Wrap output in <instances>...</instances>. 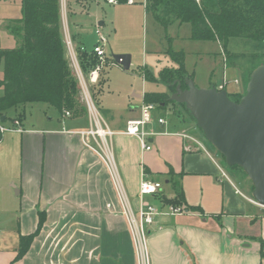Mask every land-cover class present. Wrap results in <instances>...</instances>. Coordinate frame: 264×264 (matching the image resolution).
Masks as SVG:
<instances>
[{
	"label": "crops",
	"instance_id": "0c3cea01",
	"mask_svg": "<svg viewBox=\"0 0 264 264\" xmlns=\"http://www.w3.org/2000/svg\"><path fill=\"white\" fill-rule=\"evenodd\" d=\"M67 3L68 7L64 8L66 25L61 17L64 42L69 38L82 51L91 52L100 42L99 34L104 35L101 32L104 22L95 17L96 40L86 48L79 26L68 16L72 1ZM104 36L105 46L110 43ZM215 42L223 47L221 42ZM225 53L223 47L220 54L224 62L227 60ZM109 55L105 51L108 63L105 69L111 65L112 56ZM104 70L97 80L98 85L101 83L99 102L109 82ZM231 83L234 86L230 88ZM239 84L237 76L228 78L224 66L218 84L211 78L200 86H215L227 93L230 89L229 94H239L242 91ZM146 92L158 91L133 92L135 104L129 106L123 119L116 118L115 112L98 102L104 118L87 109L78 116L55 109L56 117L47 116L48 120L43 122H27L25 117L18 120L20 131L4 133L0 142V176L4 179V187L0 188V264H137L117 184L134 210L141 201L165 209L171 203L164 199L173 200L176 194L183 196L184 201L179 206L182 212L159 216L156 221L161 227L154 226L148 232V264H264V207L253 200L252 187L250 190L249 185L242 182L241 175L233 172L231 178L227 165L218 156L212 155L206 146L208 153L198 148L193 140L184 136L185 129L172 122V117L164 118L159 114L164 109H158L155 104L152 122L146 126L156 133L148 138L152 145L149 154L141 150L136 136L124 133L127 121L137 118L141 106L148 104L143 100ZM158 118H163L164 122L159 123ZM12 121L5 117L6 125H11ZM166 121L167 125L163 126ZM96 125L112 132L104 139L113 156L116 180L104 154L98 153L104 150L100 139L93 140L81 134ZM186 135L196 138L192 132ZM160 137H168L166 141H159L167 154H162L164 151L156 146ZM158 154L161 164L152 167ZM187 174L201 180L202 197L198 200L191 201L186 195L183 179ZM144 177L162 186L157 193L140 198L139 183ZM192 207L196 211H192ZM40 214L44 215L41 228L25 253L14 260L21 237L36 230ZM4 220L10 224L8 230L2 229ZM9 231L10 236H7Z\"/></svg>",
	"mask_w": 264,
	"mask_h": 264
},
{
	"label": "rangeland",
	"instance_id": "374dc122",
	"mask_svg": "<svg viewBox=\"0 0 264 264\" xmlns=\"http://www.w3.org/2000/svg\"><path fill=\"white\" fill-rule=\"evenodd\" d=\"M68 1L69 0H61V17L64 24V8L68 7ZM70 1H72V5L70 6V11L68 13V16L70 17L69 19L79 26L78 31L80 36L82 35V42L86 48H90V45L96 40L94 30L95 25H97V21L95 20V17L97 16L99 17V21L104 22V25L101 26V32L108 37L110 43H107V45L104 46L106 53L108 55L110 54V57L112 53H125L131 56V66L128 70H124L119 64L115 63L112 57L110 58L111 65L107 66V69L105 68L108 63L104 64L102 72L105 69L104 73L108 75L109 82L108 86L104 88L101 93L99 102L98 87L101 83L98 85V81H91L88 77L87 92L84 93L77 78V63H79L83 74L87 76L88 72L83 69L79 59L80 52L86 51H82L79 46H76L74 40L71 41V47H69L65 41L67 59L78 82L80 98L85 104V109L90 113L89 105H93L94 108L92 107V112L102 118H104V116L100 112L98 102L103 107H107L115 112L116 118L119 117L123 119L125 114L128 113L129 106L135 104V102H132L133 92H170L165 84L167 79H160V73L165 68H174L176 65L167 53L168 49L182 52L184 57V67L188 73L192 75L195 85L200 88H204L200 85L207 81H211V78L216 84H218V82L221 81L222 68L225 66L229 79H234L236 76L240 79L238 87L242 91L239 93V98L245 92L246 84L252 70L264 62V44H255L242 38L229 39L226 46L228 54L225 53L227 60L224 62L220 54L221 50L223 51L224 46L221 47L219 43L215 41L191 38V26L189 23H171L167 26H163V24L155 19L151 12L144 8L142 0H136L133 4L118 2L117 4L106 2L107 0ZM197 1L199 2V0ZM20 16V0H0V48L17 46L18 39L13 38V35L10 36L8 34V32H10L8 28L15 26L11 21L20 18ZM67 23L68 27H70L69 20H67ZM68 32L71 36L73 35L70 31ZM256 52H258V54L252 55ZM74 55L77 60L74 59ZM145 69L150 74V78L154 81L146 82L144 80L143 73L145 72ZM86 70H88V68ZM2 71L3 63L0 60V77ZM165 73L169 74L170 79L168 80L172 83L174 75L169 71H165ZM230 85L231 88L234 86V83H231ZM2 91L3 89L0 88V95L2 94ZM229 92L230 89H228V95H231L233 99H236V97L229 94ZM159 114L164 118L167 115L168 117H172L173 123L176 122L180 127L182 126L181 128L185 129L186 134L192 132L194 134L193 136L199 138L205 143L204 145L212 152V155L216 157L218 156L220 161H222L223 164L225 163L221 154L217 152L207 140H205L200 129L197 128L194 120L185 110L183 105L176 102L171 103L166 105L164 110L159 111ZM112 115L113 113L110 114V116ZM9 116H12V120H23L26 117L27 122H36L40 120L43 122V120H48L47 116L56 117L57 111L54 107L49 106L48 104L30 103L26 104L23 110L19 107ZM100 122L103 125V121L100 120ZM116 122L119 123L120 121L116 119ZM166 125L167 121L163 126ZM160 140L166 141L168 140V137H160L158 141H156V146L162 149V152L164 151L162 154H165L166 148L163 144H159ZM145 154H149L148 151H145ZM163 157L165 156L163 155ZM160 164L161 157L158 154L155 160L152 161V167ZM227 168L231 178L233 177V172H237L242 176V182L246 185L248 184L249 189L251 190V182L242 170L237 169L238 167L230 168L227 166ZM200 182L201 180L198 177L189 174L183 179V186L186 195L190 197L191 201L198 200L202 197ZM3 184L4 179L0 176V188L4 187ZM9 228L10 224L4 220V228L2 227V229L8 230ZM6 233L7 236H10V231Z\"/></svg>",
	"mask_w": 264,
	"mask_h": 264
},
{
	"label": "trees",
	"instance_id": "16d2710c",
	"mask_svg": "<svg viewBox=\"0 0 264 264\" xmlns=\"http://www.w3.org/2000/svg\"><path fill=\"white\" fill-rule=\"evenodd\" d=\"M119 1L126 2V0ZM20 3L21 16L11 21L15 26L8 28L10 35L18 39L17 46L0 48V60L3 63L0 78V88L3 89L0 95V118L5 116L10 120L12 116L9 115L12 112L19 107L23 110L26 104L30 103L48 104L59 112L64 110L70 114L72 112L73 116H78L86 109L80 98L78 82L66 55L61 32L60 0H20ZM145 8L163 26L175 21L180 24L189 23L191 38L219 41L226 52L230 38H242L255 44H264V0H199V2L197 0H147ZM167 53L176 66L165 68L160 73V79H167L165 84L170 92H146L143 97L144 102H151L158 109H164L166 105L174 103L170 100V95L176 86L173 84L174 80L181 81V87L185 88L184 78H192L184 67L182 52L168 49ZM255 54L258 52L252 55ZM79 59L87 72L97 62L92 52H80ZM165 71L174 75L172 83L168 80L170 76ZM144 79L154 81L146 69ZM100 87L101 84L98 91ZM232 96L236 97L233 99L229 95L233 101L240 99L239 94H232ZM235 167L238 166L230 168ZM237 169L241 170L240 167ZM164 201L180 206L184 200L182 194H176L173 200L164 199ZM191 210L196 211L194 207ZM43 217L44 215L40 214L38 225L33 233L21 237L20 247L14 260L25 253L31 240L41 228Z\"/></svg>",
	"mask_w": 264,
	"mask_h": 264
},
{
	"label": "water",
	"instance_id": "95a60500",
	"mask_svg": "<svg viewBox=\"0 0 264 264\" xmlns=\"http://www.w3.org/2000/svg\"><path fill=\"white\" fill-rule=\"evenodd\" d=\"M111 56L129 69V54ZM173 84L176 86L170 100L184 105L227 166L241 168L251 182V197L264 207V62L252 70L238 101L230 99L225 89L197 87L189 77L184 78L185 88L179 80ZM0 120L4 121L5 116Z\"/></svg>",
	"mask_w": 264,
	"mask_h": 264
},
{
	"label": "built area",
	"instance_id": "2783aa9c",
	"mask_svg": "<svg viewBox=\"0 0 264 264\" xmlns=\"http://www.w3.org/2000/svg\"><path fill=\"white\" fill-rule=\"evenodd\" d=\"M108 2L111 3H117L118 0H107ZM142 4L145 6L146 5V0H142ZM136 0H127V3L133 4L135 3ZM98 33V31H97ZM99 40L100 42L95 45L92 48V53L95 54L97 58V63L90 69L88 72V77L91 81H97L100 73L102 71V68L104 67V64L106 63L105 60V51H104V44L107 42L106 38L104 35L101 33L99 34ZM67 45L71 47V42L69 38H67ZM74 59L75 55H74ZM76 73H77V78L78 81L82 87V90L84 93L87 92V78L85 77L86 75L83 74L82 69L80 68L79 64H76ZM92 107L94 108L93 105H89V111L90 113L92 112ZM155 110V105L148 103V104H143L140 108V114L137 118L130 119L127 121L124 133L132 136H136L139 140L140 147L142 151H148L151 149V145L148 143V138L154 134L155 132L148 130L147 125L152 122V113ZM67 115L69 113H66ZM95 114V113H93ZM97 117V115H96ZM157 121L159 123L164 122L163 118H158ZM5 120L1 121L0 120V142L1 139L6 131L10 130H21L20 128V122L18 120H13L11 125H6ZM112 132L109 130L103 129L101 126H95V128H90L86 132H82L81 134L85 137H90L93 140H97V138L100 139L101 145L104 148V150H100L98 153L99 154H104L107 162L110 164V172L113 178L116 180V169L115 166L112 162L113 156L109 152V148L107 144L105 143L104 137L107 134H111ZM185 137H188L189 139L193 140L198 148L203 150L204 152H207V148L205 145L198 140L197 138L190 137L186 134H184ZM90 142H88L89 144ZM87 144V143H86ZM223 176L225 175V172H221ZM161 183L158 181H153L146 179L145 177L140 181L139 183V196L140 198H143L144 195H152L157 193L161 189ZM116 191L117 195L122 207V212L123 215L126 218L129 232L132 237L133 245H134V250L136 254V262L137 264H148V250H147V236L148 232L156 226L157 228H160L161 226L157 224L156 219L161 216V215H166V214H177L181 213L183 208L179 206H174V205H167L165 209H161L158 206H155L151 204L150 202H144L141 201L139 207L137 210H134L131 207V204L125 194L122 191V188L117 184L116 185ZM253 201L252 199H250Z\"/></svg>",
	"mask_w": 264,
	"mask_h": 264
}]
</instances>
